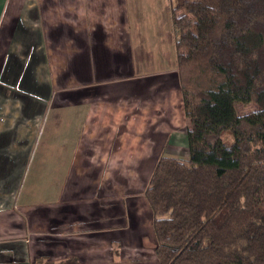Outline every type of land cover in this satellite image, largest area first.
<instances>
[{"label": "crops", "instance_id": "crops-1", "mask_svg": "<svg viewBox=\"0 0 264 264\" xmlns=\"http://www.w3.org/2000/svg\"><path fill=\"white\" fill-rule=\"evenodd\" d=\"M187 125L172 0H0V264H158L132 195Z\"/></svg>", "mask_w": 264, "mask_h": 264}, {"label": "trees", "instance_id": "trees-1", "mask_svg": "<svg viewBox=\"0 0 264 264\" xmlns=\"http://www.w3.org/2000/svg\"><path fill=\"white\" fill-rule=\"evenodd\" d=\"M172 25L187 156H160L144 191L153 254L264 264V0H172Z\"/></svg>", "mask_w": 264, "mask_h": 264}, {"label": "rangeland", "instance_id": "rangeland-1", "mask_svg": "<svg viewBox=\"0 0 264 264\" xmlns=\"http://www.w3.org/2000/svg\"><path fill=\"white\" fill-rule=\"evenodd\" d=\"M235 108H236L237 113L239 115H242V114H247V113L253 111L255 109V106L253 104H246V105L236 104ZM67 135H68L67 132L61 130L60 131V140H62ZM221 140L225 144H231L232 143V138H231V136H230V134L228 132H225V133H223L221 135ZM43 143L45 144V152L42 154V157H44V167H46V169L48 170V168L50 167L49 166V161L52 160V159H56V155L58 154V151L54 148V140H52V139L43 140ZM39 150H40V148L38 147V152H39ZM132 165H134V164H131V166ZM34 181L35 182H39V180L36 179V178L34 179ZM131 181H137V179L130 180V182ZM146 187H147V185H146ZM131 190H136V189L132 188ZM144 191L145 190H143L140 193L141 196L140 195H132L133 199L135 200V203L139 202V199H138L139 197H144ZM36 197L37 196H34V200L32 201L33 204H37L39 202L51 203V202L55 201V199H52L51 196H49V195H48L49 198H43L42 200H37ZM115 204H117V203L114 202V207L117 206ZM113 213H114V215L116 214L115 211ZM151 226H152V222H151ZM147 247H149V246H147ZM46 256L47 255H43V257L38 256L37 258H34L32 264H75V263H73L72 260L57 259L53 255H51L50 257H46ZM150 260L151 261L155 260L157 262V260H156L154 255H151ZM141 261L144 262L145 264H152L151 262L147 261L145 258H144V260H141ZM79 264H84V263H79Z\"/></svg>", "mask_w": 264, "mask_h": 264}]
</instances>
